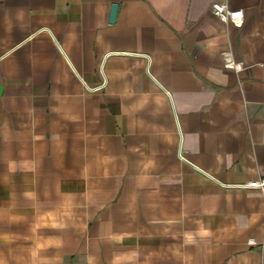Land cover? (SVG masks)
Instances as JSON below:
<instances>
[{"label":"crops","instance_id":"crops-1","mask_svg":"<svg viewBox=\"0 0 264 264\" xmlns=\"http://www.w3.org/2000/svg\"><path fill=\"white\" fill-rule=\"evenodd\" d=\"M223 1L0 0V264H264L214 180L264 179V0Z\"/></svg>","mask_w":264,"mask_h":264},{"label":"built area","instance_id":"built-area-1","mask_svg":"<svg viewBox=\"0 0 264 264\" xmlns=\"http://www.w3.org/2000/svg\"><path fill=\"white\" fill-rule=\"evenodd\" d=\"M229 0H224L223 2H216L212 5V13L215 17H217L223 23H241L244 18L245 14L244 11L241 9H231L229 4ZM226 66L228 68L234 69L235 71H240L243 68V63H235L232 61L230 57H226ZM264 67V63L262 64ZM90 91H96L97 88H89ZM179 158L187 163H190L181 152L178 154ZM216 182L220 183L225 188H244V189H259L264 191V179H260L257 181L249 182L245 185H227L224 183L219 182L218 180L214 179ZM249 245H255L256 241L254 239L249 240Z\"/></svg>","mask_w":264,"mask_h":264},{"label":"water","instance_id":"water-1","mask_svg":"<svg viewBox=\"0 0 264 264\" xmlns=\"http://www.w3.org/2000/svg\"><path fill=\"white\" fill-rule=\"evenodd\" d=\"M117 13H118V5H114L111 11V19H110L111 23H114L116 21Z\"/></svg>","mask_w":264,"mask_h":264}]
</instances>
